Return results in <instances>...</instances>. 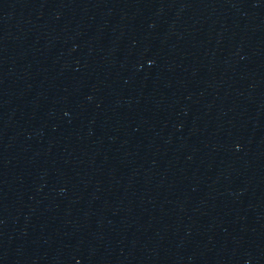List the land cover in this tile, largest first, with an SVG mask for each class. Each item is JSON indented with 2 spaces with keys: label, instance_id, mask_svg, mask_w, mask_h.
<instances>
[{
  "label": "water",
  "instance_id": "95a60500",
  "mask_svg": "<svg viewBox=\"0 0 264 264\" xmlns=\"http://www.w3.org/2000/svg\"><path fill=\"white\" fill-rule=\"evenodd\" d=\"M0 264H264V0H0Z\"/></svg>",
  "mask_w": 264,
  "mask_h": 264
}]
</instances>
